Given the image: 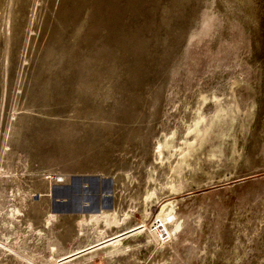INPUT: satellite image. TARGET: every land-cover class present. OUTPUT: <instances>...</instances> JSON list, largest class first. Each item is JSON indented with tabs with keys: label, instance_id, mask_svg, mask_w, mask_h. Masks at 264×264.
<instances>
[{
	"label": "rangeland",
	"instance_id": "rangeland-1",
	"mask_svg": "<svg viewBox=\"0 0 264 264\" xmlns=\"http://www.w3.org/2000/svg\"><path fill=\"white\" fill-rule=\"evenodd\" d=\"M1 8L0 169L11 178L0 209L14 185L25 190L16 196L25 222L71 214L54 231L59 256L85 239L77 210L53 191L80 182L83 206L128 215L152 243L163 241L151 252L122 236L139 264L158 263L157 250L169 264L263 260L264 0H5ZM234 80V101L253 113L238 114L222 145L237 159L203 157L180 194L158 184L145 219L148 176L165 183L170 170L155 159L156 144L183 135L200 92H229Z\"/></svg>",
	"mask_w": 264,
	"mask_h": 264
},
{
	"label": "bare ground",
	"instance_id": "bare-ground-1",
	"mask_svg": "<svg viewBox=\"0 0 264 264\" xmlns=\"http://www.w3.org/2000/svg\"><path fill=\"white\" fill-rule=\"evenodd\" d=\"M4 1L0 0V10H3L1 5ZM11 23V18L6 17V48L13 32ZM7 62L8 56L5 53L4 64ZM239 84L240 81L234 80L229 87V92L219 94L200 92L197 96L196 106L192 108L194 115L191 122H186L183 135L177 138V132L175 133L174 130L158 141L154 148L155 159L159 160L165 168L169 167L170 170L168 173L166 172L167 180L165 183L158 182L157 177H154L153 174L148 176L149 185L144 195L145 199H143L146 210L145 219L149 217L150 208H153L160 200L157 191L158 184L160 192L167 189L172 194H180L185 190L189 179L196 181L193 179V174L197 167L201 168L203 157L217 165H220L219 161L222 160L223 154L231 161L237 159L234 155L229 157L225 154L222 145L225 139L231 135L230 132L234 129V122L238 114L242 116L244 114L252 116L253 114L251 108L248 110L242 108L233 99V92ZM1 98L3 99V96ZM211 105L214 110L207 113L206 108ZM244 125V122H241L239 126L242 128ZM212 135L218 136L217 141L213 140ZM207 144L208 149L205 150ZM233 153L235 154L236 151L232 150L231 155ZM10 178L9 171L0 169V189H6L5 185L8 182L5 183V180ZM18 194H25V190L16 189L13 185V189H9L6 192V197L2 199L3 207L0 209V264L12 263L9 257L10 251L16 264H95L96 257L104 259L106 264H125L123 260H127L128 264H139L141 261L140 257L136 255L137 252L131 253L128 248L129 243H122L119 240L122 236L132 235L135 237L138 246L143 247L145 245L144 247L150 248L151 252L156 244H158L157 248L163 244L162 240L158 243H152V238L141 232L142 226L128 220V215L124 217V215H119L116 210H108L105 209L106 207L81 206V209L76 211L78 214L76 224L78 233L85 239V243L78 249L66 251L58 256L61 248H58L54 233L56 225L60 224L62 219H71L72 215L50 210L43 216L39 225L31 218L25 222L23 220L24 198L17 199ZM175 205L171 204L170 206L175 207ZM108 237H111V240L107 241ZM156 252L163 255L156 264H169V258L163 254L165 253L164 250H157ZM245 253L247 254V252ZM206 254H209L211 259L217 257L213 251L206 252ZM60 256H63L62 261L57 258ZM203 259H205V255ZM234 259L241 260L243 258L237 253ZM256 264H264V257L263 260H258Z\"/></svg>",
	"mask_w": 264,
	"mask_h": 264
},
{
	"label": "water",
	"instance_id": "water-1",
	"mask_svg": "<svg viewBox=\"0 0 264 264\" xmlns=\"http://www.w3.org/2000/svg\"><path fill=\"white\" fill-rule=\"evenodd\" d=\"M111 181V180H110ZM78 184L72 185V186H66L63 189L61 188L60 190H55L54 192V197L56 196H65L66 204L64 205L65 208L70 209V210H80L81 206H83V199H87L88 197H84L82 194L80 195V191L82 190L80 185V182H77ZM112 185V184H111ZM68 199V200H67ZM86 206H89L86 204ZM92 207H99V204L93 205ZM61 208V207H60Z\"/></svg>",
	"mask_w": 264,
	"mask_h": 264
}]
</instances>
